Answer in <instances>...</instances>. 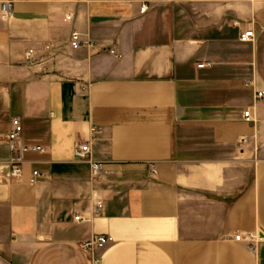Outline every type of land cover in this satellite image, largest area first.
Masks as SVG:
<instances>
[{"label": "crops", "instance_id": "crops-1", "mask_svg": "<svg viewBox=\"0 0 264 264\" xmlns=\"http://www.w3.org/2000/svg\"><path fill=\"white\" fill-rule=\"evenodd\" d=\"M261 91L264 0H0V264H264Z\"/></svg>", "mask_w": 264, "mask_h": 264}, {"label": "built area", "instance_id": "built-area-1", "mask_svg": "<svg viewBox=\"0 0 264 264\" xmlns=\"http://www.w3.org/2000/svg\"><path fill=\"white\" fill-rule=\"evenodd\" d=\"M90 2H96L98 0H89ZM11 9L12 4L11 3H5L2 6V13L5 18H8L11 16ZM148 7L146 4H144L141 7V13H145L147 11ZM70 19V18H68ZM238 25V24H237ZM255 38V30L252 28L244 29L239 37L240 42L242 43H248L253 41ZM71 47L74 50H79L81 48H94L96 44L94 42H86L82 39L81 35L77 32H74L71 36L70 41ZM49 49V47H47ZM112 54H115L114 51L111 52ZM34 57V51H29L28 53V60H32ZM249 84V83H247ZM256 99L258 101H261L264 99V91L257 92ZM243 118L246 122L252 123L254 122L252 111L250 109L246 110L243 113ZM13 129L8 135V143L11 150V156L10 158L6 160L0 161V184H3L5 181H11L16 182L20 180V178L23 175V161L18 157V155L22 154H28V153H35V152H42L43 148L40 146H31L24 144L22 142V134H23V126L20 120L14 119L12 122ZM97 131L94 128L93 129V135H96ZM243 143H245V140H243ZM76 154L77 157L80 160L88 161L91 166V173L92 178L94 180L101 179L107 173L104 170V165L98 162H94L90 159L91 154V147L89 143L79 144L76 148ZM40 176V173L38 171L33 172V179L31 181V184H34L36 182V179ZM103 209V206L101 204L98 205L97 211H100ZM75 221L77 222H83L84 220L81 217H76ZM257 237L253 235H247L245 237L243 236H237L236 241L241 242L245 241L250 244L256 240ZM111 238L108 236H98L94 238L91 242L85 243L82 245L83 249H89V248H95L100 249L103 248L105 245H107L109 242H111ZM253 246V245H252Z\"/></svg>", "mask_w": 264, "mask_h": 264}]
</instances>
